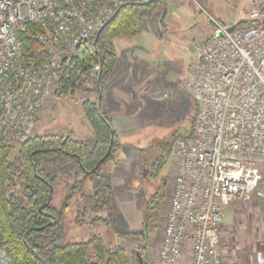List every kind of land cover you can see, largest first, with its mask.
Masks as SVG:
<instances>
[{"label": "built area", "instance_id": "obj_1", "mask_svg": "<svg viewBox=\"0 0 264 264\" xmlns=\"http://www.w3.org/2000/svg\"><path fill=\"white\" fill-rule=\"evenodd\" d=\"M129 1L143 0H0V143L16 146L30 135L65 59L82 43L92 47ZM249 18L230 31L211 18L222 35L202 47L185 86L196 102L193 130L169 149L176 170L157 252L146 264H230L220 232L227 202H264V7ZM31 23L46 53L37 65L21 38ZM253 263L264 264L261 251ZM0 264H15L1 245Z\"/></svg>", "mask_w": 264, "mask_h": 264}, {"label": "rangeland", "instance_id": "obj_2", "mask_svg": "<svg viewBox=\"0 0 264 264\" xmlns=\"http://www.w3.org/2000/svg\"><path fill=\"white\" fill-rule=\"evenodd\" d=\"M262 7L264 0H168L143 22L137 37L114 40L113 71L115 68L122 77L129 93L124 99L125 113L135 115L138 128L117 132V140L127 145H122L126 152L122 161L117 151L113 162L122 169L107 176L112 221L91 222L86 217L82 223L76 222L82 204L77 194L61 214L64 233L59 244L86 240L97 233L107 247L123 246L130 264H139L137 251L144 262L154 258L176 170L171 153L165 152L175 139L193 130L196 102L185 86L198 66L200 50L214 35L211 18L229 26L247 21L251 12ZM88 97L94 99L95 92L75 91L65 97L52 93L40 108L30 135L57 133L92 142L94 134L81 108V100ZM161 154L162 162L158 158ZM68 167L49 168L55 175L51 206L58 211L66 197V180L73 179ZM91 191L88 182L84 192ZM150 204L159 208L155 216H149ZM98 214L106 217L107 211ZM220 232L232 264H250L257 251L264 256V202L255 196L248 201L227 202Z\"/></svg>", "mask_w": 264, "mask_h": 264}, {"label": "trees", "instance_id": "obj_3", "mask_svg": "<svg viewBox=\"0 0 264 264\" xmlns=\"http://www.w3.org/2000/svg\"><path fill=\"white\" fill-rule=\"evenodd\" d=\"M167 1L123 3L105 24L95 44L92 40V47L82 43L65 59L53 93L65 97L75 91L95 92L94 99L81 100L84 117L94 134L92 142L47 133L29 135L16 150L15 146L0 143V245L15 264H130L123 246L107 247L97 233L86 240L59 244L64 233L61 214L69 200L80 194L82 204L76 222L82 223L86 217L91 222L112 221L111 190L103 168L116 160L121 143L110 116L97 109V77L103 94L115 63L114 39L137 37L143 22ZM36 32L39 27L31 23L21 34L24 54L34 65L46 59L45 50L35 38ZM158 158L162 162L164 155ZM67 166L73 179L66 180V197L58 211L51 206L55 175L49 168ZM87 182L92 189L89 193L84 192ZM156 207L149 205V216L157 214ZM105 210L106 217L98 214Z\"/></svg>", "mask_w": 264, "mask_h": 264}, {"label": "crops", "instance_id": "obj_4", "mask_svg": "<svg viewBox=\"0 0 264 264\" xmlns=\"http://www.w3.org/2000/svg\"><path fill=\"white\" fill-rule=\"evenodd\" d=\"M116 72L114 68V71L112 72L110 78L108 79L107 83L103 87V94H102L103 96L101 99V109H104L106 111L105 113L108 114L110 118L112 119V126L115 129L116 134H117V132H124L125 129H128V128H129V131L132 128H134L135 130V128H138V123L135 118V115L130 116L125 113L124 99L129 97V93L124 90L125 85H124V82L122 81V77ZM119 103H120V106H119ZM131 120L133 121L132 124H131ZM127 121H129L131 125L127 124L126 123ZM124 144L127 145V142H124L123 144H121V147L119 148L117 152V158L120 159L121 161H122L121 156L126 153L124 146H122ZM133 149H136V148L134 147ZM158 152H160V149H158ZM157 154L158 153H156L155 157L158 156ZM116 166L118 167H115L114 163L108 164L106 166L107 171L104 173V175H105V182L107 184H108L107 176L111 177V175L114 173L118 174V172H115V171L117 168L118 169L120 168L119 167L120 165L117 164ZM121 169L122 167L120 168V170ZM229 263L232 264L230 260H229Z\"/></svg>", "mask_w": 264, "mask_h": 264}, {"label": "water", "instance_id": "obj_5", "mask_svg": "<svg viewBox=\"0 0 264 264\" xmlns=\"http://www.w3.org/2000/svg\"><path fill=\"white\" fill-rule=\"evenodd\" d=\"M114 15V14H113ZM112 15V16H113ZM111 16V17H112ZM110 17V18H111ZM110 18L100 27V29L96 32V34H95V36H94V38H93V43L95 44L96 43V40H97V37H98V35L100 34V32H101V30L103 29V27L105 26V24L110 20ZM263 22H264V19H263ZM237 23H234V24H231V25H229L228 27H227V29L230 31V30H232L234 27H235V25H236ZM222 35V33L220 32V31H218V30H216L215 31V33H214V38H217V37H219V36H221ZM100 68V67H99ZM101 98H102V90H101V87H100V83H99V75H98V77H97V109H98V111L101 109ZM65 138H66V135H65ZM108 153H109V150H108ZM136 254H137V257H138V260H139V264H146V262H144L143 260H142V258H141V256L139 255V252L137 251L136 252Z\"/></svg>", "mask_w": 264, "mask_h": 264}]
</instances>
